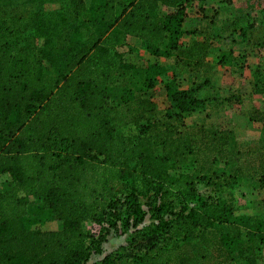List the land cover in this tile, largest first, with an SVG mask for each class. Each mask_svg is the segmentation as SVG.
Here are the masks:
<instances>
[{"label": "trees", "instance_id": "trees-1", "mask_svg": "<svg viewBox=\"0 0 264 264\" xmlns=\"http://www.w3.org/2000/svg\"><path fill=\"white\" fill-rule=\"evenodd\" d=\"M186 1L68 0L31 11L0 0V174L10 176L0 190V264H258L264 213H239L225 196L239 183L219 166L226 135L180 127L204 109L201 85L166 81L171 110L157 117L146 93L165 69L128 43L198 70L208 44L181 42L195 30L185 27ZM128 125L133 134L122 132ZM30 197L61 228H33ZM110 230L131 232L89 263Z\"/></svg>", "mask_w": 264, "mask_h": 264}, {"label": "crops", "instance_id": "crops-1", "mask_svg": "<svg viewBox=\"0 0 264 264\" xmlns=\"http://www.w3.org/2000/svg\"><path fill=\"white\" fill-rule=\"evenodd\" d=\"M217 1L210 17H198V27H208L195 28L194 32L181 38L184 46L196 40L208 44V55L199 67L201 73L209 71L203 89H200L205 106L201 111L186 113L185 119H201L204 127L226 135L225 147L237 150L234 160L237 167L228 174L239 182L237 190L244 198L249 189L244 183L251 182L255 186L264 183V39H257L258 34L264 36V26L260 29L248 17L245 24H240L241 18L233 13L235 9L225 6L226 0ZM223 52L228 54V61L219 64L217 57ZM157 61L165 68L170 63L176 65L175 56H160ZM184 79L182 89L195 87L194 79L191 78L189 86V78ZM255 193L254 202L251 198L242 200L243 213H264V201L258 200L264 199V195H258L264 194V187Z\"/></svg>", "mask_w": 264, "mask_h": 264}, {"label": "rangeland", "instance_id": "rangeland-1", "mask_svg": "<svg viewBox=\"0 0 264 264\" xmlns=\"http://www.w3.org/2000/svg\"><path fill=\"white\" fill-rule=\"evenodd\" d=\"M68 0H13V4L12 6H18L19 8H24V9H28L31 11H38L41 9H45V10H53V9H57L59 8V6L66 2ZM101 0H86L87 4H91L93 2H98ZM217 0H187L185 2L186 5V11H187V18H186V22H185V27L186 28H196L198 29L200 28H207L208 26H199L198 27V20L201 19V17H205L208 18L212 15V13L215 12V5L217 4ZM227 5L231 8H234L235 11H233V13H235V16H239L241 18V20L239 21V23H243L245 24V20L248 17V19H252L254 20V22H252V24H257V26L263 30V26H264V0H226ZM210 5V7H206V5ZM170 8L165 6V5H160L159 7V13L163 14L165 12H167ZM199 17V19H198ZM216 23V22H215ZM221 26V25H220ZM260 31V30H259ZM32 31H29L28 34H32ZM257 39H264V36H261L260 34L257 35ZM39 43H41V40H38ZM38 43V44H39ZM128 43L133 46L135 48V52L136 55L139 58H148L151 61H157L158 58H155L153 56H151L149 54V52L145 49V45L142 43V41L138 38H134V37H129L128 38ZM165 71L158 76L157 78V83L156 86L149 90L146 93V96H150L152 98V100H154L155 104H156V116L157 117H164L166 114V111L169 108V102L167 101L166 98V91H165V87H164V83L166 81H171L174 80L175 82L177 81L178 84H180L179 86L181 87V81L186 78V76L189 78L188 80V86L189 83L192 81V79H194L195 81L193 82V84L196 83V85H201L200 87H198L199 89H203L204 86V78L209 76V71L206 73H201V71L198 70H193V71H189L188 68H186L185 66L179 64V65H174L172 63L168 64L167 68H165ZM203 71V70H202ZM207 80V78H206ZM183 83V82H182ZM190 88V87H187ZM202 90H199V95H201ZM171 110V109H170ZM174 109H172L171 112H173ZM202 120L201 119H194V120H190V119H185V125L180 126L182 129L187 128L189 131L194 132L196 129H198L200 126H202ZM122 132L125 134H133L134 132V127L132 126H126L122 128ZM226 148V147H225ZM227 150V159L226 160H222L219 163L220 167H223L226 172H231L234 168L237 167V165L235 164L234 160L235 158H237V150L235 148L229 147L226 148ZM244 152H246V150H244ZM188 162L187 161H181L180 163L175 164L172 169H171V173H177L178 172V168L179 166L186 167ZM10 181V176L6 173H2L0 174V190H5L7 188L8 182ZM244 184H247L248 186V192L246 193V195L244 198L240 197V192L237 190L238 185L236 186V189H230L229 192L227 191L226 193V197L228 199H231L233 203H235V205L238 208V212H242L243 213V209L240 208L242 200H244L245 198H251L250 201L254 202V200H256V198H252L257 197V194L255 193V190H257L258 188H262L264 186H257L260 184H256V186L251 183V182H246ZM263 185V184H262ZM197 188L200 192V194L203 196H205L207 194V192L209 191L208 188L205 186V183L203 182H198L197 184ZM256 188V189H255ZM254 190V191H253ZM258 195H264V194H258ZM260 196V197H261ZM259 201H264L263 198H259ZM39 201L34 199L33 197L29 198V205H28V211H27V215L30 218H40L39 221L31 224L33 228H37L40 230H53V229H59L62 226V222L59 220H55V219H51L49 217H46V213H40L39 215L38 210H37V206H38ZM247 214V213H246ZM256 215V214H255ZM254 216V214H253ZM258 216V215H256ZM35 218V219H36ZM150 222V220L148 219V217L146 218L145 222L143 225H146ZM83 227L86 231L90 232V233H97L100 229V226H98L97 224L91 222V221H85L83 223ZM131 230L127 231L126 233H121L119 232H115L114 230H110V232L107 234L106 236V240L103 242L102 244V252L101 254H93L91 256V259L89 261V263L95 262L100 260L105 254L117 251L119 249H121L122 246H124L129 238V234H130ZM259 261L258 264H264V251H261L259 253ZM208 264H213L212 262H209Z\"/></svg>", "mask_w": 264, "mask_h": 264}]
</instances>
